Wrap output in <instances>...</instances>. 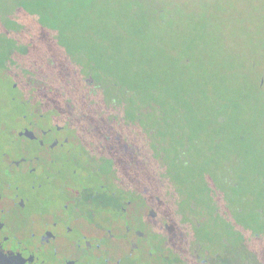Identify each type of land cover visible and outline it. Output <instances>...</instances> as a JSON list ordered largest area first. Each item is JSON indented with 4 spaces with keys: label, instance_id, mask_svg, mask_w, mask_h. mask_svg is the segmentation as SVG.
Instances as JSON below:
<instances>
[{
    "label": "flooded vegetation",
    "instance_id": "af4514ba",
    "mask_svg": "<svg viewBox=\"0 0 264 264\" xmlns=\"http://www.w3.org/2000/svg\"><path fill=\"white\" fill-rule=\"evenodd\" d=\"M47 28L0 42V251L16 264H264V197L241 159L113 89L103 53L50 49Z\"/></svg>",
    "mask_w": 264,
    "mask_h": 264
},
{
    "label": "rangeland",
    "instance_id": "374dc122",
    "mask_svg": "<svg viewBox=\"0 0 264 264\" xmlns=\"http://www.w3.org/2000/svg\"><path fill=\"white\" fill-rule=\"evenodd\" d=\"M81 1L50 0L60 21L75 20L66 52L76 53L72 45L82 47L83 33L98 28L88 47L94 58L101 52L109 59L113 89L125 87L130 102L152 111L161 106L166 117L188 123L192 138L209 130L217 110L232 113L228 123L238 124L234 132L243 131L248 145L263 149L264 161V103L252 111L247 96L258 81L264 86V0H163L164 7L150 0H84L76 18L71 8ZM44 27L54 36L43 40L52 49L58 31ZM235 98L242 104L232 112ZM236 113L248 119L236 120Z\"/></svg>",
    "mask_w": 264,
    "mask_h": 264
},
{
    "label": "trees",
    "instance_id": "16d2710c",
    "mask_svg": "<svg viewBox=\"0 0 264 264\" xmlns=\"http://www.w3.org/2000/svg\"><path fill=\"white\" fill-rule=\"evenodd\" d=\"M4 2L6 3V9H4L5 11H3L0 15V26L11 27L13 29L16 28L17 30L15 29L11 32L8 31L5 33L4 31L1 32L0 42L13 43L16 41H37L35 37L41 31V28L49 26L53 29L60 30L58 31V34L54 35L55 38L58 39V42H62L65 45L68 28H72L75 20L72 23H63V21H60V18L55 15L56 11L52 9L53 5L50 3V0H47V2L46 0H5ZM81 2L79 9L71 8V11H73L76 18L79 17L80 10L84 7V0ZM88 35L90 36V34L87 33L83 39L84 43H82V47L86 48V50L90 52L88 43L91 39ZM72 46H75L74 48L76 49L80 48L79 44L78 46ZM263 88L264 86H262V82L258 81L256 87L254 89H250L251 94L247 95L251 96L254 101L252 104V106L254 105V107H252V111H255L256 108L259 109L258 105L260 103H264V95L262 92ZM241 104L240 99L235 98L232 100L229 107H231L232 112H234V110L241 107ZM259 111L263 112L264 109H259ZM235 116L236 120H242L244 122L248 119L242 118L241 116L238 117L237 113ZM231 117L232 113L229 115H223L221 111L217 110L214 120L211 119V123L209 122V152L211 154H236L241 159L242 170L250 173L256 178L258 192L264 197V161L262 160V154H260L263 149H259L258 151L256 147L255 149L252 147L253 144L248 145L246 143L248 141L247 136L243 131L239 133L234 132L238 124L236 122L228 123ZM232 135H236L237 140L232 139ZM195 137L202 136L198 135ZM247 173L246 175H248ZM246 178L249 179L250 176H246Z\"/></svg>",
    "mask_w": 264,
    "mask_h": 264
},
{
    "label": "water",
    "instance_id": "95a60500",
    "mask_svg": "<svg viewBox=\"0 0 264 264\" xmlns=\"http://www.w3.org/2000/svg\"><path fill=\"white\" fill-rule=\"evenodd\" d=\"M0 264H16L13 261V258L7 256L3 252L0 251Z\"/></svg>",
    "mask_w": 264,
    "mask_h": 264
}]
</instances>
